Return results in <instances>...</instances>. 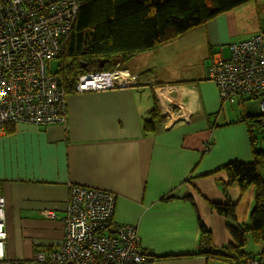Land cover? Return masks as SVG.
Returning a JSON list of instances; mask_svg holds the SVG:
<instances>
[{
    "label": "crops",
    "instance_id": "0c3cea01",
    "mask_svg": "<svg viewBox=\"0 0 264 264\" xmlns=\"http://www.w3.org/2000/svg\"><path fill=\"white\" fill-rule=\"evenodd\" d=\"M245 5L158 48L180 53L182 46L193 57L190 72L144 71L152 65L140 58L136 69L125 67L140 75L137 85L69 93L67 125H7L0 136L5 259L43 264L34 260V253L49 252L62 242L69 187L77 184L117 194L116 219L136 225L143 248L164 257L152 264H231L192 254L200 243L199 221L212 231L215 247L234 241L225 217L211 203L237 204V224L249 223L255 204L253 188L242 190L236 184L225 194L219 182L229 177L224 165L253 160L252 135L264 147L262 134H251L246 121L257 115L262 95L225 104L208 72L213 52L229 56L225 50L230 52L233 42L264 33V18L253 6L247 22L241 10ZM148 52L153 51L144 55ZM158 84L168 87L154 89ZM155 100L163 116L170 100L180 109L156 134L145 135L143 123ZM9 126L13 133H8ZM204 144L211 145L208 152ZM261 174L264 178V167ZM169 193L177 197L164 199ZM48 211L53 215L47 216ZM262 249L248 251L258 256Z\"/></svg>",
    "mask_w": 264,
    "mask_h": 264
},
{
    "label": "built area",
    "instance_id": "2783aa9c",
    "mask_svg": "<svg viewBox=\"0 0 264 264\" xmlns=\"http://www.w3.org/2000/svg\"><path fill=\"white\" fill-rule=\"evenodd\" d=\"M78 8L77 0H0V136L8 123L66 124L67 91L62 75L51 68L67 48ZM130 72L123 68L80 74L75 91L126 88L136 79ZM209 78L230 103L238 94L264 92V33L233 42L229 56L216 52ZM259 122L264 125V100ZM93 188L74 185L62 242L49 252L37 250L34 259L46 264H148L153 253L143 249L137 227L110 220L115 194ZM5 209L0 195V264H25L4 258Z\"/></svg>",
    "mask_w": 264,
    "mask_h": 264
},
{
    "label": "trees",
    "instance_id": "16d2710c",
    "mask_svg": "<svg viewBox=\"0 0 264 264\" xmlns=\"http://www.w3.org/2000/svg\"><path fill=\"white\" fill-rule=\"evenodd\" d=\"M251 1L255 0H77V19L67 50L61 59L63 67L59 71L62 73L64 86L68 93H72L80 73L110 71L114 67L115 58L121 59L119 69L125 68L124 63L130 62L136 54L154 51L192 29L207 25L213 18ZM214 54L215 52L212 53L211 63ZM138 77L140 78L139 74ZM254 97L255 94H238L234 104L240 100L250 101ZM162 121L163 115L155 100L150 117L143 123L144 134H156ZM246 121L251 134L257 130L263 132L261 134L264 138V126L257 115L247 117ZM14 130L12 126L8 127V133H13ZM252 143L253 160L233 161L224 165L223 169L229 177L226 182H219L225 194L229 187L236 184L242 190L254 189L255 204L249 223H236V204L211 203L212 208L225 217L234 241L222 246L221 252L209 250L210 247L212 250L216 248L212 231L199 221L200 243L198 250L192 255H203L207 259L231 264H249L248 261L253 259H257V264H264V179L259 171V166H264V147L259 145L254 135ZM176 197L169 193L164 199ZM250 239L254 244L263 246L258 256H253L246 249ZM161 258L164 257L152 255L148 264Z\"/></svg>",
    "mask_w": 264,
    "mask_h": 264
},
{
    "label": "rangeland",
    "instance_id": "374dc122",
    "mask_svg": "<svg viewBox=\"0 0 264 264\" xmlns=\"http://www.w3.org/2000/svg\"><path fill=\"white\" fill-rule=\"evenodd\" d=\"M249 8H248V7ZM253 6H255L256 8H257V13L260 15V17H262V18H264V0H255V1H251V2H248V3H246V5L244 6V9L243 8H241V10H243V12H244V16L246 17V21L247 22H250V18H249V13L248 12H250L251 11V7H253ZM245 8H248V9H245ZM257 18H258V16H257ZM76 19H77V17H76ZM76 19H75V21H76ZM75 21H74V24H75ZM74 26V25H73ZM72 30H73V27H72ZM72 30H71V33H70V36H71V34H72ZM199 40L200 39H197V41H198V46H200V47H202L203 46V42H201L200 41V43H199ZM69 41H70V39H69ZM68 44H69V42H68ZM68 44H67V46H68ZM165 48L166 47H163L162 49H156V51H153V52H148V53H146V55H144L145 54V52L144 53H138V54H136L135 56H133L132 57V59L130 60V62H125L124 63V65H126V66H129L131 69L133 68V69H136V66H139L140 65V63L139 62H142L141 60H140V58H147V61L149 62V63H151V65L152 66H150L151 68H147V69H145L144 71H146V70H151L152 72H190L191 71V69H188L190 66H189V64H191V63H193L192 61H189V59H191V58H193V57H188L187 56V54H185L184 53V48L181 46L180 47V53H175V52H173V51H168V52H166L165 51ZM66 50H67V48H66ZM65 50V51H66ZM65 51H63V53H61L60 55H59V57H58V59L57 60H53V66H52V70L53 71H57L58 73H60L61 75H62V73L61 72H59L60 70H61V68L63 67V63H62V56H63V54L65 53ZM225 54L226 55H229L230 54V52H229V50H225ZM203 54V51H202V49H200V50H198V52H197V55H199V56H201ZM144 56V57H143ZM143 60H145V59H143ZM201 61H200V65H201ZM113 65H114V67H113V69L112 70H119V66L120 65H122V62H120V61H118L117 62V64H114V62H113ZM104 66V65H103ZM102 66V67H103ZM198 66H196V68H197ZM123 69V68H122ZM188 69V70H187ZM112 70H110V71H101V70H94L93 72H87V73H94V72H96V73H102V72H107V73H111L112 72ZM48 72H50V71H48ZM121 73H126V72H121ZM131 74H135L136 75V79L131 83V86L132 85H137V84H139L140 83V81H139V78H138V75L136 74V73H134L133 71L132 72H130ZM80 74H85V73H80ZM79 76V75H78ZM78 78V77H77ZM209 80H211L210 78H209ZM76 81H77V79H76ZM212 81V80H211ZM215 84H216V82H214ZM187 84H190V83H187ZM76 85V84H75ZM165 85H161V84H158V85H153V88L155 89L156 87V89L158 90L159 88H161V87H164ZM67 91V90H66ZM74 92H76L75 90H74ZM78 93V92H77ZM158 93V92H157ZM161 93H162V91H161ZM69 93L67 92V95H68ZM253 94H255V97H258V95L260 94V96L262 95V97H260V99H259V101H258V107H259V110H260V103H261V101H263L264 100V92H260V93H253ZM67 95H66V99H67ZM221 100L223 101V103H230V102H227V101H225V100H223L222 98H221ZM230 104H234V102L233 103H230ZM159 105V104H158ZM235 107H238L237 105L235 106ZM180 109V106L177 104V102H175L174 103V101H172V100H170V101H168V103H167V111H165V114H164V116H163V121H162V125L163 124H165L167 121H169V119H170V114L173 112V113H175V112H177L178 110ZM65 111H66V116H67V122H66V124L65 125H67V123H68V111H67V107L65 108ZM257 116H258V119H259V116H260V111H259V113L257 114ZM168 117V118H167ZM11 124H16V123H8V124H6V127H7V125H11ZM53 124H55V123H53ZM59 124V123H58ZM47 125H49V124H45V125H41V126H38V127H44V126H47ZM62 125H64V124H62ZM264 126V125H263ZM6 127H5V131H6ZM264 128V127H263ZM257 136L259 135V133H263V132H260V131H257ZM258 138H259V136H258ZM261 138V137H260ZM261 144H262V142H261ZM211 148V145H208V144H204V150H205V152H208V150ZM261 167H264V166H259V171H260V174H261ZM261 176H262V174H261ZM262 178H263V176H262ZM264 179V178H263ZM74 185H77V184H70V187H69V196H70V194H71V192H72V188L74 187ZM77 186H83V185H77ZM86 187H88V186H86ZM90 189H92V188H90ZM93 189H98V188H93ZM102 190H104V189H102ZM106 191H108V190H106ZM108 192H110V193H112V194H115V193H113V192H111V191H108ZM86 200H84L82 203H83V205H85L86 204ZM117 202H118V196H117V194H115V206H114V211H113V214H112V216H111V218H110V220L111 221H115V222H118V220L116 219V209H117ZM237 211V204L235 205V212ZM237 222H238V219H237ZM236 222V223H237ZM112 223V222H111ZM122 223V222H121ZM125 224H129V223H125ZM111 225V224H110ZM131 225V224H130ZM132 225H134V224H132ZM136 226V225H135ZM110 227V226H109ZM109 227H108V229H109ZM137 227V226H136ZM110 230H112V229H110ZM137 230H138V228H137ZM138 232H139V230H138ZM140 234V233H139ZM140 238H141V236H140ZM84 243L83 242H77L76 243V245H83ZM142 245V244H141ZM261 244H254L253 242H252V239H250L249 240V244H248V246L246 247V249L247 250H253L254 252H257V249L259 248V246H260ZM143 247V246H142ZM253 248V249H252ZM144 249V248H143ZM209 250H211V251H213L212 249H211V247L210 248H208ZM147 251H149V250H147ZM214 252V251H213ZM35 260V259H34ZM36 261V260H35ZM88 261V259L87 260H85V262H87ZM102 261H103V259H102ZM38 262V261H37ZM92 262H93V264H95V262L92 260ZM248 263L249 264H257L258 263V261H257V259H253V260H250V261H248ZM133 264V263H132Z\"/></svg>",
    "mask_w": 264,
    "mask_h": 264
},
{
    "label": "bare ground",
    "instance_id": "6f19581e",
    "mask_svg": "<svg viewBox=\"0 0 264 264\" xmlns=\"http://www.w3.org/2000/svg\"><path fill=\"white\" fill-rule=\"evenodd\" d=\"M189 93H191V92H189ZM195 98H196V93L194 92V93H193V99H192V102H193L192 105H194V106L196 105V104H194V103L196 102V99H195ZM194 101H195V102H194ZM190 106H191V103H190L189 105H187V108L189 109ZM183 115H186V112H184ZM174 116H175V115H174ZM174 116H173V117H174ZM173 117H172V119H173ZM170 119H171V114H170ZM170 119H169V120H170ZM177 119H179V118H176L174 121H176ZM180 119H181V120H186V119H185L184 117H182V116H180ZM153 254H154V253H153ZM155 256H157V255H155ZM43 264H46V263H43Z\"/></svg>",
    "mask_w": 264,
    "mask_h": 264
},
{
    "label": "water",
    "instance_id": "95a60500",
    "mask_svg": "<svg viewBox=\"0 0 264 264\" xmlns=\"http://www.w3.org/2000/svg\"><path fill=\"white\" fill-rule=\"evenodd\" d=\"M118 61L121 62V59L120 58H115L113 62H114V64H117ZM103 65H104V62L102 61L101 62V66H103ZM213 251H217V252L220 251L221 252V247H216V248L213 249Z\"/></svg>",
    "mask_w": 264,
    "mask_h": 264
}]
</instances>
